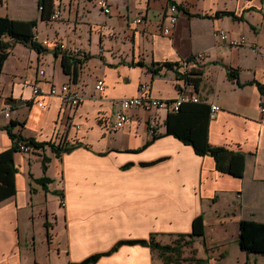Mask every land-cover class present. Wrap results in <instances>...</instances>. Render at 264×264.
<instances>
[{"label":"crops","instance_id":"crops-1","mask_svg":"<svg viewBox=\"0 0 264 264\" xmlns=\"http://www.w3.org/2000/svg\"><path fill=\"white\" fill-rule=\"evenodd\" d=\"M171 1L181 9L165 35ZM108 2L110 14L96 0H55L61 18L42 21L39 0H0V16L37 21L40 38H57L66 47L38 51L16 43L4 63L0 153L14 145L11 121L18 123L13 133L43 145L14 154L16 194L0 202V264L79 263L122 240L151 235L169 244L189 233L200 214L205 251L211 252L205 264H264L262 255L247 256L238 245L241 220L264 223V95L249 84L264 83V0ZM222 11L235 16H214ZM139 15L144 22L137 24ZM218 30L245 41L232 46L216 36ZM64 53L78 60L75 85L82 100L73 111L60 97L32 90L36 82L47 90L72 81L62 67ZM153 62L178 63L180 73L202 71L198 90L174 69L153 75ZM227 66L238 70L243 85L228 78ZM97 78L104 79L102 91L95 88ZM143 82L156 98L173 100L183 92L218 105L209 143L244 153L243 176L218 171L211 155L164 135L167 110L132 108L130 121L115 129L118 100L139 95ZM8 108L10 118L2 113ZM49 143L69 149L56 154ZM158 257L149 246L123 244L94 264H162Z\"/></svg>","mask_w":264,"mask_h":264},{"label":"trees","instance_id":"trees-1","mask_svg":"<svg viewBox=\"0 0 264 264\" xmlns=\"http://www.w3.org/2000/svg\"><path fill=\"white\" fill-rule=\"evenodd\" d=\"M171 3L174 2L171 1ZM39 4L41 20L52 21L51 17L56 8L55 0H39ZM179 8L181 9V7ZM224 15L235 16L234 12L231 11L217 12L214 16L219 17ZM194 16L210 17V15L202 14H195ZM36 27L37 21L34 20H16L0 16V77L4 63L16 43L29 45L38 51L43 50V46L34 40ZM77 63L78 60L75 58L65 53L63 54L62 67L66 74L72 76V82L74 84H76L78 74ZM138 64L144 65L143 62H139ZM178 67L179 64L173 62H153L148 66L153 75H158L163 68L177 71ZM177 75L181 79H184L187 84L192 85L195 90H198L202 81V71L195 69L181 73L177 71ZM227 75L230 80L238 82L239 73L237 69L227 66ZM249 84H255L259 92L264 95V83L254 80L249 82ZM211 119V106L208 103L200 100L197 102L192 100L184 101L177 111L168 112L164 122L166 126L164 135H173L184 143L191 145L199 155H211L215 160L216 169L218 171L235 177H242L246 159L245 154L232 151L226 147L210 145L208 133ZM17 125L18 123L16 121H11L10 125L7 127L9 135L15 141L13 147L0 153V202L16 194L15 176L17 169L15 166L14 154L19 150L18 142H25L27 145H31L35 148H39L43 145L37 143L33 138H24L20 133H13L12 130ZM49 145L56 154H60L63 150L69 149L64 143L58 146L52 143H49ZM48 161L49 159L43 160L44 172L47 170ZM204 236V216L200 214L193 219L191 231L189 233L177 234V238L170 244H162L155 239V235H151L149 239L122 240L107 252L93 254L82 262L70 264H94L102 256L115 252L123 244H141L149 246L157 250L165 263L168 264L173 258L178 261L183 260L182 254L184 247L192 245L196 238H204ZM238 245L247 256L262 255L264 257V223L253 220H241L239 223ZM197 261L202 262L203 260ZM245 264L250 263L247 262Z\"/></svg>","mask_w":264,"mask_h":264},{"label":"built area","instance_id":"built-area-1","mask_svg":"<svg viewBox=\"0 0 264 264\" xmlns=\"http://www.w3.org/2000/svg\"><path fill=\"white\" fill-rule=\"evenodd\" d=\"M58 1V0H57ZM97 6L100 8V10L105 14L111 13V7L108 2V0H96ZM170 13L166 17L165 24L161 28V32L165 35H170L172 33V30L175 28L178 22V13H179V5L174 3L171 4L169 7ZM62 12L60 6H57L55 8L54 13L52 14L51 19L52 20H58L61 18ZM143 15H139L135 18L134 22L139 24L143 23ZM216 36H218L222 40H229L230 45L232 46H238L242 44L245 39H232L228 37V34L224 30H218L216 31ZM34 40L37 41L41 46L47 47V46H55L58 48H66L64 43H60V41L57 38L54 39H41L37 33L34 34ZM197 59L203 58L202 55H197ZM39 76L45 75V70L40 69L38 71ZM42 83L36 82L33 86V94L34 96H58L62 100V105L64 106V109L68 110H75L77 106L79 105L80 101L82 100V96L78 92V88L72 81H68L63 84H48V89L44 90L41 86ZM95 88L97 91H102L104 89V79L103 78H97L96 79V85ZM192 100L194 102L199 101V98L197 95L194 94H187V93H180V95L173 99V100H166V99H160L152 96L149 91V84L146 82H143L140 85V94L137 96H131V97H124L118 100L119 110L116 113L115 121H114V128L120 129L122 128L128 121H130V114L129 111L132 108L140 107L148 112H151L156 109H164L168 112H175L179 109L182 102ZM39 105L41 107H45V104L40 102ZM220 109L218 105H213L211 107V118H213L216 114V112ZM262 111H264V107H262ZM5 117L10 118L12 113V108H8L3 110L2 112ZM19 149L24 152H30L33 149V146L27 145L25 142H19L18 143ZM61 204L65 205L64 200H61Z\"/></svg>","mask_w":264,"mask_h":264},{"label":"rangeland","instance_id":"rangeland-1","mask_svg":"<svg viewBox=\"0 0 264 264\" xmlns=\"http://www.w3.org/2000/svg\"><path fill=\"white\" fill-rule=\"evenodd\" d=\"M38 34H40V31L38 32ZM174 240L175 239H173V241ZM172 242H169V244ZM195 244L198 249H196ZM210 253L211 252L209 250L205 251V243L203 239L196 238L192 245L184 247L183 254H182L183 260L178 261V260H175V258H173L168 264H177L178 262H180L178 264H205L206 263L205 257H207ZM159 257L158 258L160 259V262L162 264H166L163 258L160 256V254H159ZM197 260H203V261L198 262Z\"/></svg>","mask_w":264,"mask_h":264},{"label":"bare ground","instance_id":"bare-ground-1","mask_svg":"<svg viewBox=\"0 0 264 264\" xmlns=\"http://www.w3.org/2000/svg\"><path fill=\"white\" fill-rule=\"evenodd\" d=\"M35 33H37V32H35ZM38 34V33H37ZM39 35V34H38ZM39 37H40V35H39ZM42 39V38H41Z\"/></svg>","mask_w":264,"mask_h":264}]
</instances>
